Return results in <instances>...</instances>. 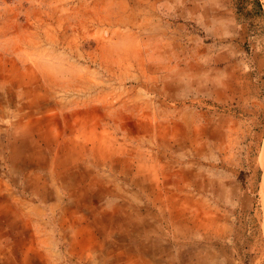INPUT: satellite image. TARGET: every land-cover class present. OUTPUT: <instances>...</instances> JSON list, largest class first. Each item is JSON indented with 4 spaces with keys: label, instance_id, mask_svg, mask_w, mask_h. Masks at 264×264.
I'll use <instances>...</instances> for the list:
<instances>
[{
    "label": "rangeland",
    "instance_id": "rangeland-1",
    "mask_svg": "<svg viewBox=\"0 0 264 264\" xmlns=\"http://www.w3.org/2000/svg\"><path fill=\"white\" fill-rule=\"evenodd\" d=\"M0 0V264H264V0Z\"/></svg>",
    "mask_w": 264,
    "mask_h": 264
},
{
    "label": "trees",
    "instance_id": "trees-1",
    "mask_svg": "<svg viewBox=\"0 0 264 264\" xmlns=\"http://www.w3.org/2000/svg\"><path fill=\"white\" fill-rule=\"evenodd\" d=\"M256 7L261 10V5L259 3V0H254Z\"/></svg>",
    "mask_w": 264,
    "mask_h": 264
}]
</instances>
